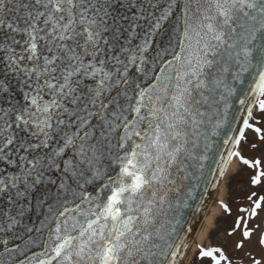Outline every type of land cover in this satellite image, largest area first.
Masks as SVG:
<instances>
[{"label": "snow or ice", "instance_id": "snow-or-ice-1", "mask_svg": "<svg viewBox=\"0 0 264 264\" xmlns=\"http://www.w3.org/2000/svg\"><path fill=\"white\" fill-rule=\"evenodd\" d=\"M0 264H264V0H0Z\"/></svg>", "mask_w": 264, "mask_h": 264}, {"label": "rangeland", "instance_id": "rangeland-1", "mask_svg": "<svg viewBox=\"0 0 264 264\" xmlns=\"http://www.w3.org/2000/svg\"><path fill=\"white\" fill-rule=\"evenodd\" d=\"M243 185V172L235 173L233 182L230 186L226 185L223 181L220 183V189L214 202L215 208L211 211V214L206 224V228L202 233L204 234L206 231L208 234V238L203 241L204 243H221V241L218 240L217 237L224 231L225 228L230 226L233 217H229L227 216V214L223 213V211L219 207L218 201L224 200L225 202H228L230 206L233 207L235 214V208L237 206V203L245 195Z\"/></svg>", "mask_w": 264, "mask_h": 264}, {"label": "water", "instance_id": "water-1", "mask_svg": "<svg viewBox=\"0 0 264 264\" xmlns=\"http://www.w3.org/2000/svg\"><path fill=\"white\" fill-rule=\"evenodd\" d=\"M215 189H210L209 190V196L208 198L205 200V206L203 207L202 211L199 213H193L192 210H186V221H187V226H191V228L193 229V231L190 233L189 235V241L190 238L194 235V232L197 228V225L199 224V222L201 221V219L203 218L205 211L209 205V202L211 200V197L214 193Z\"/></svg>", "mask_w": 264, "mask_h": 264}, {"label": "bare ground", "instance_id": "bare-ground-1", "mask_svg": "<svg viewBox=\"0 0 264 264\" xmlns=\"http://www.w3.org/2000/svg\"><path fill=\"white\" fill-rule=\"evenodd\" d=\"M219 189H220V186L219 188L216 189L215 193H214V196L212 198V200L210 201L209 203V206L207 207L206 211H205V215L204 217L202 218V220L199 222L195 232H194V235L190 238V243L192 241H196V240H199L201 234L204 232L205 228H206V224H207V221L209 219V216L211 214V211L215 208L214 206V202H215V199L217 197V194L219 192ZM194 246V245H193Z\"/></svg>", "mask_w": 264, "mask_h": 264}]
</instances>
